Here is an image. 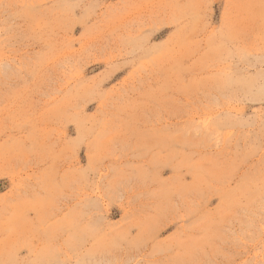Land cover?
<instances>
[{
	"label": "rangeland",
	"instance_id": "obj_1",
	"mask_svg": "<svg viewBox=\"0 0 264 264\" xmlns=\"http://www.w3.org/2000/svg\"><path fill=\"white\" fill-rule=\"evenodd\" d=\"M198 2L0 0V197L8 193L15 201L0 199V261L29 264L46 255L48 242L13 214L56 175L67 177L70 197L75 193L65 208L82 219L76 255L65 248L73 260L155 253L219 262L227 259L225 241L249 213L258 227L259 193L255 204L242 196L259 176L264 65L240 57L224 65L216 53L193 50L191 38L204 29L197 11L165 6ZM210 2L215 26L223 4L259 0ZM10 3L42 7L24 18L13 12L15 22L5 25L2 5ZM251 27L259 30L258 10ZM149 53L157 56L155 67L146 62ZM182 57H189L186 63L178 62ZM37 63L46 74L29 80V65ZM224 67L227 79L219 74ZM6 71L23 93L19 99L17 90L5 89ZM165 77L176 80L167 94L160 91ZM192 103L232 125L233 138L217 147L185 135L180 113ZM18 142L26 145L23 153L15 150ZM247 150L255 153V167L237 169L233 162ZM17 160L28 162L23 173Z\"/></svg>",
	"mask_w": 264,
	"mask_h": 264
},
{
	"label": "snow or ice",
	"instance_id": "obj_2",
	"mask_svg": "<svg viewBox=\"0 0 264 264\" xmlns=\"http://www.w3.org/2000/svg\"><path fill=\"white\" fill-rule=\"evenodd\" d=\"M2 7L4 12V23L7 25L10 21L15 22L11 15L15 12L16 17L24 18L25 14L33 13L41 5L36 4H4ZM126 8L142 7L141 5H126ZM165 7H184L195 9L199 19L204 24L203 31L195 37L191 38V48L195 51L205 53H216L218 62L227 65L228 61L235 60L237 57L242 59L259 60L264 65V0L259 3H250L246 5L223 4V12L220 15L218 23L213 26L212 12L214 4L210 0H200V2L190 5H167ZM237 8L244 11L236 12ZM256 10L259 12L260 27L256 31L251 27L255 19ZM33 23H40L39 17H32ZM211 28L210 34H207ZM5 32L11 31L5 27ZM179 32V26H177ZM207 34V35H205ZM18 39H22L18 37ZM189 57L178 58L179 63H186ZM146 62L152 66H156L157 56L155 53H149L145 58ZM161 60L164 58L161 57ZM15 63V58L7 61V65L11 67ZM31 75L29 80H34L46 74L45 69L39 64L29 65ZM192 72L184 74V80L187 82L188 76ZM219 74L226 79L231 73L228 67L219 69ZM5 89L12 93L18 90L17 84L12 76L6 71L4 74ZM166 83L160 86V91L167 94L176 86L175 79L165 77ZM23 93H19L16 98L19 99ZM27 97H25L26 99ZM260 105L264 110V73L260 84ZM208 107L199 103H192L183 106L180 118L183 121V132L187 136H193L203 142L214 143L220 147L221 143L227 144L234 135L232 125L225 124L219 120V117H211L208 114ZM11 115V114H10ZM9 116L4 117V123L7 124ZM261 128L264 130V115L261 118ZM227 132V137L224 133ZM7 147V146H6ZM261 149L259 176L254 175L250 181V188L243 193L242 199H247L251 203L256 202V193H259V225L254 222V218L249 213L247 221H241L238 228H235L230 235V239L225 241L224 251L227 253V259L219 262H208L199 260H180V259H161L157 258L155 253L141 257L139 260L135 258L125 257L123 259H115L109 261H89L86 258H77L75 260L67 256V252L76 255L78 250L75 245L76 234L81 228L82 219L75 209H67L65 205H71L76 198L75 193L70 197L66 192L67 177L58 175L48 180V185L40 191L28 195L22 206L18 207L13 214L18 220L30 225L41 238L48 242L46 255L41 258L30 261L29 264H264V140L259 145ZM26 145L22 142L16 144L15 150L23 153ZM10 152L3 153V159L8 161ZM255 153L252 150L243 151L238 154L237 161L234 166L239 169L245 166L254 168L253 164ZM26 161L17 160L15 167L21 168V173L27 166ZM21 187L25 186V177L20 176ZM16 180L13 179V189L15 192ZM5 205L15 203L10 199L8 193L0 197ZM63 241L61 244L60 242ZM7 246V245H6ZM31 251V250H30ZM255 253V258H253ZM61 257H64L63 259ZM0 264H19L18 261L7 259L0 261Z\"/></svg>",
	"mask_w": 264,
	"mask_h": 264
}]
</instances>
